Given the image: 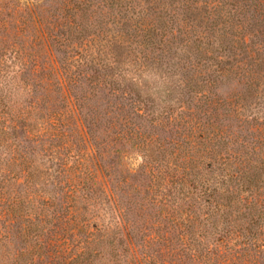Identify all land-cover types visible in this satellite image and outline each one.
<instances>
[{
    "label": "trees",
    "instance_id": "trees-1",
    "mask_svg": "<svg viewBox=\"0 0 264 264\" xmlns=\"http://www.w3.org/2000/svg\"><path fill=\"white\" fill-rule=\"evenodd\" d=\"M52 1L0 53V264H264V0Z\"/></svg>",
    "mask_w": 264,
    "mask_h": 264
},
{
    "label": "rangeland",
    "instance_id": "rangeland-1",
    "mask_svg": "<svg viewBox=\"0 0 264 264\" xmlns=\"http://www.w3.org/2000/svg\"><path fill=\"white\" fill-rule=\"evenodd\" d=\"M26 1L34 2L37 0H0V19L2 20V27L0 29V53L4 52V50H7L8 51L7 57H9L12 51L11 49L13 47L16 48L20 47L24 49L26 55L28 53L35 52L37 59L44 60L45 58L50 57L49 55L50 51H48V47H46L45 42L42 41V37H39L40 35L37 36L40 33V31L38 29L36 30L32 28L30 23L23 24L21 22L22 26L26 27L27 30L24 27L21 26L19 27V25H21L19 16L20 19H22V21H25L27 18L26 12H24V10L20 11V4H22L23 2L26 3ZM57 4L59 5V3H57V0H53L48 4V6L52 7L54 11L55 10L54 7ZM16 7H18L17 9L19 11L16 10ZM48 14L49 13L46 12L45 16H47ZM42 18L45 20L43 14H42ZM43 24H46V22ZM0 61L1 64H4V61L1 60V57H0ZM7 61L9 62L10 60ZM47 93L51 95L50 96L51 100L49 104H54L56 106L60 101L59 97L58 96L56 97L50 92ZM170 128H172L175 131V133L170 134L168 132ZM175 135H176V129L172 126L164 124L163 136H165L166 139H169L171 137H175ZM124 148L127 150L125 151L126 153H124L123 157L118 159V163H119L118 171L121 173H124L125 167L131 169H137L140 166V164L143 163L141 151L135 149L134 147H131L130 142H127ZM126 174L127 173L125 172L124 175ZM125 177H126V181H124L122 185L125 187L124 194H126L127 197H130L129 193H131L133 188L135 189V187L139 188L140 192L143 193L146 184L149 183L148 178L145 179L144 181L135 182L132 181L129 175H126Z\"/></svg>",
    "mask_w": 264,
    "mask_h": 264
}]
</instances>
